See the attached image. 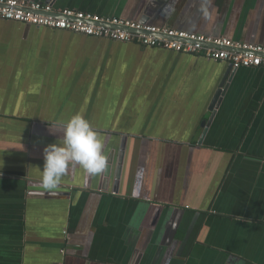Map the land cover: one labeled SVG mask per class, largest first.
<instances>
[{
	"label": "crops",
	"instance_id": "1",
	"mask_svg": "<svg viewBox=\"0 0 264 264\" xmlns=\"http://www.w3.org/2000/svg\"><path fill=\"white\" fill-rule=\"evenodd\" d=\"M52 7L264 47V0ZM229 67L0 20V264H264V68L232 69L202 125ZM75 115L105 169L45 189L49 129Z\"/></svg>",
	"mask_w": 264,
	"mask_h": 264
},
{
	"label": "built area",
	"instance_id": "2",
	"mask_svg": "<svg viewBox=\"0 0 264 264\" xmlns=\"http://www.w3.org/2000/svg\"><path fill=\"white\" fill-rule=\"evenodd\" d=\"M52 1L0 0V20L145 48L199 54L208 61L229 63L235 70L264 68L262 46L75 10L55 11Z\"/></svg>",
	"mask_w": 264,
	"mask_h": 264
},
{
	"label": "clouds",
	"instance_id": "3",
	"mask_svg": "<svg viewBox=\"0 0 264 264\" xmlns=\"http://www.w3.org/2000/svg\"><path fill=\"white\" fill-rule=\"evenodd\" d=\"M49 131L52 134L62 132V137L59 142L43 150V188H57L68 169L76 165L82 167L88 175L99 174L105 169L103 140L85 118L75 115L66 123L52 124Z\"/></svg>",
	"mask_w": 264,
	"mask_h": 264
},
{
	"label": "water",
	"instance_id": "4",
	"mask_svg": "<svg viewBox=\"0 0 264 264\" xmlns=\"http://www.w3.org/2000/svg\"><path fill=\"white\" fill-rule=\"evenodd\" d=\"M232 66L230 65L229 67V71L226 72V75L224 76L223 80L221 81L220 85H219V89L218 91L216 92L214 98H213V101H211L210 103V106H209V112L211 113V117L202 123L203 126H208L213 115L215 114V110L218 108L219 106V103L221 101V98L223 97L226 89H227V86H228V82L230 80V77H231V71H232ZM124 142H125V139H122V143H121V146H120V151H119V155H118V161H117V170H116V181H115V186H117V181L119 179V174H120V171H121V164H122V160H123V151H124Z\"/></svg>",
	"mask_w": 264,
	"mask_h": 264
}]
</instances>
